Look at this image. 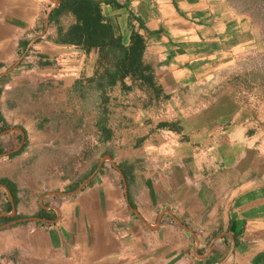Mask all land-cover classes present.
Wrapping results in <instances>:
<instances>
[{
    "label": "crops",
    "instance_id": "0c3cea01",
    "mask_svg": "<svg viewBox=\"0 0 264 264\" xmlns=\"http://www.w3.org/2000/svg\"><path fill=\"white\" fill-rule=\"evenodd\" d=\"M61 1L0 0V264H264L253 8L95 0L92 46Z\"/></svg>",
    "mask_w": 264,
    "mask_h": 264
},
{
    "label": "trees",
    "instance_id": "16d2710c",
    "mask_svg": "<svg viewBox=\"0 0 264 264\" xmlns=\"http://www.w3.org/2000/svg\"><path fill=\"white\" fill-rule=\"evenodd\" d=\"M100 3L95 0L61 1L59 14L68 11L76 19V24L69 27L63 34L64 41H83L85 44L97 46L106 40H113V32L110 27L101 23Z\"/></svg>",
    "mask_w": 264,
    "mask_h": 264
},
{
    "label": "rangeland",
    "instance_id": "374dc122",
    "mask_svg": "<svg viewBox=\"0 0 264 264\" xmlns=\"http://www.w3.org/2000/svg\"><path fill=\"white\" fill-rule=\"evenodd\" d=\"M237 6L240 8H246L250 6L256 14V17L261 19L264 23V0H235ZM264 36V30L262 31ZM20 56V55H18ZM246 72L245 75L237 80L238 82H243L245 86L252 88H263L264 87V53L251 57L246 60L239 69ZM254 91V90H253Z\"/></svg>",
    "mask_w": 264,
    "mask_h": 264
}]
</instances>
